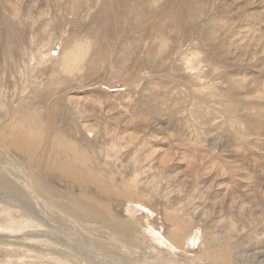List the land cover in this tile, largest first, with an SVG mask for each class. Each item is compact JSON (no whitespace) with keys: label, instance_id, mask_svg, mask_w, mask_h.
Instances as JSON below:
<instances>
[{"label":"rangeland","instance_id":"374dc122","mask_svg":"<svg viewBox=\"0 0 264 264\" xmlns=\"http://www.w3.org/2000/svg\"><path fill=\"white\" fill-rule=\"evenodd\" d=\"M0 133L136 227L126 264H264V0H0ZM6 235L0 264H58Z\"/></svg>","mask_w":264,"mask_h":264},{"label":"bare ground","instance_id":"6f19581e","mask_svg":"<svg viewBox=\"0 0 264 264\" xmlns=\"http://www.w3.org/2000/svg\"><path fill=\"white\" fill-rule=\"evenodd\" d=\"M19 143L21 144V149L30 157L36 146L34 140L30 141L24 138V141L21 139ZM31 162L29 163L32 165ZM68 168L70 169L69 164H61V170L70 175ZM3 171L8 173L12 179L7 178L6 176L8 175H3ZM44 180L35 170L28 172L18 164L3 163L0 160V215H2V221H0V244L10 246L9 243L5 242V234L15 239L22 238L30 246V251L35 252V258L41 259L42 255L47 256L48 253L53 252L58 254V261L56 262L58 264H81L84 262L86 264H126V260L121 257H113L107 250L114 248L125 259L133 251L135 253L138 252L137 249L132 251L127 245V242H131V237L135 236L136 233V227L130 225L131 223H124L114 217L110 218L107 213L101 210L102 207L99 208L93 205L91 201H88L91 199L89 197L86 200L84 196V199H82L76 195H66L62 192L60 194L55 190L52 191L53 189L50 191L48 190L49 188H46L45 185L47 183L44 184ZM87 186L89 185L87 184ZM103 189H100L101 193L108 192ZM97 202L101 203L103 208L108 205L106 202H99V200ZM95 218H98L102 223L100 225L102 228L107 226L111 232H118V235L120 233L127 239L118 238V235H111L113 232L111 234L105 233L102 229H98L100 226L95 228L93 225L97 222H92ZM88 221L94 224L92 225ZM175 230L178 231L177 222ZM7 232H10V234ZM196 238L195 233L188 236L185 233L183 236L185 241L188 240L189 242L192 239L194 246ZM92 240L97 243L93 244ZM161 243L163 244L164 242L161 241ZM133 244H135L134 241L131 245L132 248ZM170 245L165 244L169 248V254H172L173 262L176 259L181 264H190L176 253L178 250L176 245ZM6 252L8 253V248ZM214 258V264H224V260L220 261L218 256L215 255ZM193 263L199 264L197 262Z\"/></svg>","mask_w":264,"mask_h":264}]
</instances>
